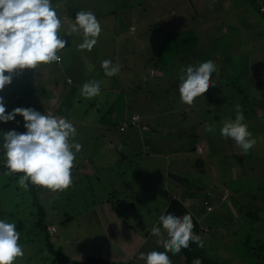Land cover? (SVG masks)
Returning <instances> with one entry per match:
<instances>
[{
  "label": "rangeland",
  "instance_id": "1",
  "mask_svg": "<svg viewBox=\"0 0 264 264\" xmlns=\"http://www.w3.org/2000/svg\"><path fill=\"white\" fill-rule=\"evenodd\" d=\"M200 1L202 0H198V2ZM258 1L261 2V0ZM52 2L59 17V14L64 10L69 12V7L72 6L75 7L77 12L81 10L92 11L102 28L98 42L91 51L78 49L77 45L82 42L83 37L77 38L76 34L64 36L65 40L68 42L71 40V42L67 46V57H62L63 65L69 59L73 60L75 64L82 66L81 69L85 73L84 78L102 82L101 92L104 94H100L94 99L95 105L102 97V100L105 99L107 106L113 102L114 95H116L114 93L123 91L124 94L116 98V107L123 106V100L127 105L125 109L126 119L137 112L140 115L141 122L148 124L150 128L153 127L156 133L152 132L149 136L153 139L150 147L156 148L157 146L165 154L160 152L156 155L153 154V149L147 148L148 146L145 144L147 132H142L137 125L129 128L126 133V139L129 142L119 140V136H115L113 133L104 132L105 138L102 148L95 147L94 140L87 135L89 134L93 138L96 137L95 129H98L95 126V118H97V113L95 111L93 116L88 112L91 108L85 109L86 103L80 95L82 85L73 87L75 89L73 90L75 91L74 94L70 93V87L63 83L55 85L59 86L56 88L50 86L51 84L44 87L42 85L40 88H43L46 93L41 94L39 92L36 95L32 90L37 83L41 84V81L37 79L32 85L33 76L30 74L35 73L36 69L25 70L22 74L15 75L12 83L0 92L6 114L17 107L33 108L42 114L51 112L53 115L58 116L66 111L70 115H75L74 120L70 118L71 122H75L74 126L77 129L74 142H78L83 146L82 150L76 154L75 167L72 169L73 184L66 190L53 192L31 184L25 190L17 184L20 177L10 187L4 188L2 185L5 178H0V198L5 201L6 211L14 213L23 220V223L19 226V230L20 228L24 229L20 230V236H29L32 240L24 249V253L30 254H26L29 261L23 264H47L51 258L48 248L43 247L42 241L39 240L41 239L40 231H37L31 225V212L35 213L37 209V206L30 201L33 195L36 196L38 204L45 210L44 222L46 224L53 223L59 228L55 234L56 236L52 238L53 247L60 249L71 260H84L83 247H88L87 244L89 243L98 252L103 250L104 254H108L113 251L112 256L117 258L115 261L119 259L118 261L122 263L144 264V261L138 260L141 252L164 250L155 240L158 237L146 235V232L148 230L151 232L153 226H156V210L163 207V204L169 200L165 192L161 190L168 180L170 183L168 171L166 170L169 168L171 172L175 171L176 175L186 171L189 179L194 184H201L200 186L204 190H208L212 186H220V176L224 170L220 165L222 161L214 157L211 158L208 172L204 176L200 178V175L196 173L195 164L193 163L194 158L204 157L208 154L207 145L205 143L206 146L201 145L202 139L197 143L196 151L189 154V158L184 154L183 156L179 154L176 156L173 152L182 144V141L187 143L191 140L184 136H176V133L181 132L179 127H191L193 124H198L204 113H200L199 110H196L197 108L189 109L186 104L180 101L179 92L176 94L174 91V87L179 85L181 68L196 64L197 62H194L196 57L183 54V59H177L174 56L163 54V51L167 48L166 44L168 46L169 43L173 44V41H171L173 36L176 37L179 45L190 46L191 39L189 37L193 32H190L191 29L200 27L199 40L193 42L195 46H200V53H202L200 62H202L204 52L207 50L210 52L217 44L209 42L212 37H220L223 46L230 44V49L233 50L231 56L235 62L243 57L240 60L241 65H243V72L241 71V73L254 81L250 91L252 97H264V69L261 68L262 71L260 72L255 71V60L259 57L262 62L264 56L256 55L255 58V55H245L248 49L247 45L244 46L243 44V41L248 42L243 39L244 37L255 36V29L247 24L246 19L247 16L255 18V4L243 0H218L217 3L220 9L217 8L216 12L219 17H212V20H208L198 15L195 22H190L192 21L190 17L193 14L191 12L195 11V7L191 8L189 4L191 2L196 3L197 0H66V4L63 5H61L62 2H57V0H52ZM231 9H234L233 14L230 13ZM109 19H116L118 24H110L112 20ZM261 19H263V16ZM198 22L201 23L198 24ZM114 27H118V30L113 29ZM178 27L179 34L176 32ZM67 28L68 25H63L62 35L67 31ZM228 33H232V37H235V39L239 38L237 42L235 39L233 40L234 48H231L232 40L231 35L227 38ZM227 48L229 49L228 46ZM172 53H176L175 48H173ZM104 59H111L113 64H119L121 66L120 72L112 77L105 76L101 68V61ZM158 61L164 62L166 66L171 61L166 72H162L155 67ZM52 66V64L41 65L38 68L45 67L49 71ZM97 68H100L101 71ZM148 71L151 75L155 74L157 76L154 78H152L153 76H147ZM79 72L81 71L79 70ZM46 74L48 76L51 73L49 71ZM213 81L217 84L215 77ZM255 81L261 82L262 87L255 85ZM136 85L140 87V90L132 92V88ZM209 93L215 95L216 91L210 90ZM163 96L167 99V106L166 102L165 104L162 102ZM205 102V96H199L194 101L199 106L204 105ZM214 105L213 103L212 106L215 107ZM169 107L172 108L166 109ZM58 110L60 113L57 112ZM232 111L233 109L227 108L224 110L223 115H232L230 114ZM159 112L160 114L164 113L160 116L162 118L158 117ZM175 112L179 113L180 117H175L173 115ZM204 118V123H207L209 119L206 116ZM209 118L212 120V116H209ZM173 119L184 121L179 126L174 124L176 122ZM245 121L248 130L257 141L250 151L256 155H262V152H264L262 123L264 120L262 118L258 120L249 110ZM7 123L14 126V130L18 133L26 131L22 116L17 115L13 121ZM11 125L3 126L2 129L5 128L3 133ZM199 130L200 136H203V127ZM83 137H85L86 142H79V139ZM115 137L117 138L115 139ZM154 140H156V143ZM157 140H159V143H157ZM0 144L3 145V138H0ZM0 153L4 155L3 147ZM230 153L236 152L233 150L229 151ZM230 170H234L233 166ZM144 180L148 181L145 189L140 187L139 184ZM171 185L178 186L174 182ZM178 187L181 191H185L184 186ZM16 188L19 192H23L21 197L16 192ZM250 188L251 184H245L244 187L241 186L233 194L230 191V196L232 195L239 201L246 199V202L252 207H263L264 199L246 193L247 189ZM224 191L225 196L228 195L229 191ZM124 196H126V201H124ZM117 198L122 201L119 203ZM192 199L190 201L184 199V203L187 205L193 204L195 207L201 205L202 195L198 194ZM123 203H126V208H122L121 204ZM115 206L121 216L116 213ZM20 207L21 210L16 212ZM68 215L74 217L72 221L70 220V222H66V225L60 226L59 223L66 219ZM16 216L14 222L17 220ZM138 223H141V225H137ZM217 236L221 238L220 232L217 233ZM109 237L114 241L112 244L108 242ZM212 237L213 235L208 236L207 241L213 244L216 241L212 240ZM139 242L145 243L144 248H138L139 250L134 251V248L139 247ZM153 243L156 244V247ZM119 247L122 250L133 251V253L121 257L117 253ZM171 255L172 253H169V257ZM91 256H93L91 258L95 257L94 259H96L97 255L93 254ZM108 261H112V259ZM16 263L19 264L18 260ZM240 263L241 261L238 260V264Z\"/></svg>",
  "mask_w": 264,
  "mask_h": 264
},
{
  "label": "trees",
  "instance_id": "2",
  "mask_svg": "<svg viewBox=\"0 0 264 264\" xmlns=\"http://www.w3.org/2000/svg\"><path fill=\"white\" fill-rule=\"evenodd\" d=\"M243 1H250L254 2L255 4V18L253 16L246 17L247 24L251 25L255 29V36L243 38L245 41H248H243L244 46L247 45L248 50L246 52L249 54L251 53L252 55V53H255V49H258L260 45H264V11L260 9L261 6L264 5V0H261V2H259L258 0ZM256 1H258L259 3ZM57 2H62L61 5L66 4V0H57ZM217 2L218 1L216 0H202L200 2H198L197 0L196 3L191 2L189 5L191 6V8L194 6L195 11L191 12L193 14L190 17V19L192 20L190 22H195V20L198 19V15H200V17L203 16L204 19L208 20H212V17H217L218 15L216 10L217 8L220 9V6ZM69 8V12L64 10L61 14H59L60 18L62 19L63 25L69 26L70 22L75 19V14L77 13V10L74 6ZM233 10L234 9H231V14H233ZM262 16L263 19H261ZM200 23L201 22H198V24ZM199 30L200 27L191 29L190 32H193L189 37L191 39L190 46L182 44L179 45L178 40L176 39V37L173 36V40L171 38L173 44L171 45V43H169V46L168 44H166L167 48L163 51V54L174 56V58L177 59H183V54H188L196 57L194 58L195 63L200 62V56L202 54L200 53V46H195L193 43L194 41L199 40ZM176 32L177 34L180 33L179 27L177 28ZM219 35L221 36V34ZM230 35L232 40L231 48H234L233 40L235 39V37H232V33H228L227 38L230 37ZM76 37L80 38L83 36L81 34H76ZM220 40V37H212L211 41L209 42H215L217 44L214 46L213 49H211L210 52L209 50L204 52V55L202 57V62L209 59L215 62L217 66V71L213 73L211 79L213 80V78L215 77L217 84H215V86H210L209 90L203 95H201L205 96L206 102L204 103V105L202 104L201 106H199L195 103H193L192 105H186L189 109L197 108L196 110H199L200 113H204L202 115V120L198 121V124H193L191 127H184V129L182 128L183 126H180L184 120L173 119V121L176 122L174 124H178L180 126L179 130L181 131L180 133H176V136H184L191 139L190 142L187 143H184L182 141V144L179 145L177 149L173 152H175L176 156H178L177 154H179L180 156H183L184 154L189 158V154L194 153L196 151V145L202 139L201 145H207L206 150H208V154H206L204 157L198 156L194 158L193 163L195 164L196 173L200 175V178L201 176H204V174L208 172L207 170L208 166L210 165L211 158L215 157L216 159L222 161L220 165L221 168H224L222 175L220 176L221 185L212 186L209 187L208 190H204L200 186L201 184H194L193 181L189 179V175L186 171L182 172L180 175H176L174 173L175 171L171 172L169 168L166 170L168 171V179H170V183L168 180L163 185L161 190L165 192L169 200H167L163 204V207H160L156 210V225H158V218L162 214L172 213L177 216H183L184 214L191 212L194 223L193 232L197 235H200L202 240L204 241L203 248L198 247L196 243L190 242L189 248L182 249L181 253L178 255L172 254L169 257L172 260V264H192V261L195 258H199L202 261V264H238V260L241 261L240 264H264V206L252 207L246 202V199L239 201L235 199L232 195L230 196V191L233 194L237 192L241 186L244 187L245 184H251V188L247 189L246 193H250L254 197L258 196L261 199H264V152H262V155H256L249 150V152L245 155L242 153L241 149L235 144L233 140L225 139L220 135V128L222 127V122L224 120H228L229 118L233 120L235 119L237 105L240 106V109L243 112L245 118L250 110L251 114L253 113L258 120H260V118L264 120V99H262V97H252L250 91L252 90L251 87L254 85V81L242 75L238 68L239 66L237 62H235V60H233V57L231 56L233 54V50L230 49V44H226L225 46H223ZM237 40H239V38L235 39L236 42ZM253 40H256L254 44ZM70 42L66 44V49L60 50L59 54L61 55V57H67V46L70 44ZM227 46L229 47V49L227 48ZM173 48L176 49V53H172ZM168 63L170 64L171 61ZM51 64L53 66L51 70H49L51 74H49L48 76L46 73H49V71L45 69V67H40L35 71V73H30L33 76L31 83L32 85L37 79L41 81V84L37 83L35 88H33L32 90L33 92H35L36 95H38L39 92H41V94L46 93L43 88H40L42 85L44 87L51 84L50 86L56 88L59 86L55 85L60 83L68 85L71 89L70 93L74 94V86H79L89 81L88 78H84L85 73L81 69L82 66L80 64H75L73 60L69 59L68 62L66 61L64 65L62 61L61 63L53 62ZM169 64L166 66L164 62L158 61L155 67L161 70L162 72H166ZM78 69L81 72H79ZM97 69L101 71L100 68ZM223 71L225 72L221 73ZM43 73H45L46 75ZM147 76H153L152 78H154L157 75H151L148 71ZM255 85L260 87L261 82L255 81ZM139 90L140 87L138 85L132 88V92ZM210 90L216 91V94L214 95L212 93L211 95L209 93ZM174 91L177 94V85L174 87ZM101 94L104 93L101 92ZM114 94L116 95H114L113 102L108 104L107 106L105 104V99L103 98L102 100V97L101 100L97 101V104L95 105L94 99L99 95L91 99H86L82 97V100H84L86 103L85 109L91 108V110L88 112H90L93 116L95 111L97 113V118H95V126H97L98 129H95V134L97 133L95 135L96 137L93 138L89 136V134L87 135L89 138L94 140L95 147L99 146L100 148H102L103 140L105 138L104 132L113 133L115 136H119V140L129 142L126 139V133L128 132L129 128H132L133 126L137 125L142 132H147V138L145 141V144L148 146L147 148H150L151 150L153 149V154H158L160 152L165 154L163 150L157 146L156 148L150 147V145H152L153 139L149 136L152 132L156 131L153 127L150 128L148 124L141 122L140 115L137 112L136 114L133 113L129 119H126L125 109L127 105L123 102V100V106H121L120 108L116 107V98L124 94L123 91L116 92ZM162 102L163 104H165V102L167 103V99L164 96ZM213 103L215 104V107L212 106ZM167 105L168 103L166 104V106ZM171 108L172 107L166 109ZM227 108L233 109L232 113H230L232 115H223L224 110ZM204 109L206 110L204 111ZM57 112H59V110ZM134 115H137V120L132 122V117ZM157 115L158 117H160L164 115V113L160 114L159 112V114ZM173 115L175 117H180L179 113L177 112H175ZM61 116L67 118L68 120H70V118H73L74 120L75 118V115H70L66 111L61 114ZM204 116L209 119L207 124L213 125L214 131H205L204 125L206 123H204ZM209 116H212V120H210ZM72 123L75 124L74 121ZM244 123H246L245 119ZM166 127L170 128L169 126ZM201 127H203L204 129V132L201 131L203 132V136H200L201 133L199 128ZM262 129L264 130V121L262 123ZM116 138L117 137H115V139ZM84 139L85 137L79 139V142L83 141V143H85L86 141ZM154 142L156 143V140H154ZM157 143H159V140H157ZM233 150H235L236 153L229 154V151ZM217 153L219 154L217 155ZM93 155L95 156L96 154ZM87 157L90 158L89 155H87ZM4 163L0 161V178H5L2 187L7 188L10 187L11 184H14V181L20 177V174H6L8 170L4 167ZM231 166H233L234 170H230ZM173 182L176 183V185L178 186H184L185 191H181L178 186H172L171 184H173ZM139 184L140 187L145 189L147 187L148 181L144 180L142 183ZM15 190L17 193H19V197H21V194L23 192H19L18 188H16ZM224 190L229 191L228 195L225 196ZM197 193L202 195L200 206L198 205V207H195L193 204L187 205L184 203V199H187L189 201L190 199L193 200L192 198H195L196 195H198ZM125 197L126 196H124V201H126ZM117 199L119 203L122 201L119 198ZM30 201H32L33 205L37 206L35 213L31 212V225L32 227L36 228L37 231H40L41 239L39 240L40 242L42 241V246L47 247L51 254L50 262H48L47 264H92L94 262L95 264H98L100 262L98 258H91L93 256H88L81 261H76L73 259L71 260L70 257L66 254H63L60 249L53 247L52 238L56 236L55 234L59 228H57L55 234H50L48 232L49 225H52L54 227H57V225L53 223L46 224L44 222L46 213L43 207L38 204L36 196H31ZM4 202L5 201L0 198V219H7L9 222H14V217L16 215L14 213H11L10 211H6ZM121 205L122 208L127 207L126 203H123ZM115 209L117 210L116 206ZM19 210H21V207L17 209L16 212H18ZM116 213L121 216L118 210ZM16 218V230L20 232V230H24L23 228H20L19 230V226L21 223H23V220H21L17 216ZM73 218V216L68 215L66 219L59 223L60 226L66 225V222H70V220L72 221ZM137 225H141V223H138ZM141 229L144 230L143 228ZM219 232L221 234V238L217 236V233ZM146 235H151V232L148 230L146 232ZM210 235H213L211 239L216 241L213 244L207 241V239H209L207 237ZM31 241L32 240L31 238H29V236L22 235L20 236L19 243L21 245H25L23 246V248L25 249L28 243ZM153 244L156 247V244ZM26 254L30 255L29 253L25 252L24 257L18 259L19 264H23L26 263V261H29Z\"/></svg>",
  "mask_w": 264,
  "mask_h": 264
},
{
  "label": "clouds",
  "instance_id": "3",
  "mask_svg": "<svg viewBox=\"0 0 264 264\" xmlns=\"http://www.w3.org/2000/svg\"><path fill=\"white\" fill-rule=\"evenodd\" d=\"M62 29V19L52 0H0V91L12 83L15 75L25 70H37L39 66L53 62L61 63L59 52L66 49L68 43L64 36L81 34L83 40L77 45L78 49L91 51L102 31L99 20L90 10L78 11L63 35ZM101 68L107 77L115 76L121 70V66L113 64L111 59L101 61ZM216 71L217 66L211 59L181 68L178 85L180 101L192 105L210 86H215L211 77ZM101 83L94 79L83 83L80 95L86 99L100 95ZM17 115L23 117L26 131L18 133L10 130L2 134L6 174H20L17 184L25 190L29 184L53 192L71 187L76 154L83 147L74 142L77 135L74 124L65 117L51 112L42 114L33 108L17 107L6 114L3 98L0 97V122L13 121ZM244 119L237 105L235 119L222 122L220 135L233 140L246 155L257 141ZM204 128L207 132L214 131L211 124L206 123ZM193 229L191 212L183 216L172 213L160 215L158 225L151 229V235L158 237L157 244L164 250L141 252L138 259L144 264H172L169 253L180 254L182 249L189 248L190 242L203 248L204 241ZM19 240L16 223L0 219V264H16L24 257V248ZM192 264H202V261L195 258Z\"/></svg>",
  "mask_w": 264,
  "mask_h": 264
},
{
  "label": "crops",
  "instance_id": "4",
  "mask_svg": "<svg viewBox=\"0 0 264 264\" xmlns=\"http://www.w3.org/2000/svg\"><path fill=\"white\" fill-rule=\"evenodd\" d=\"M218 1V0H217ZM109 20H112V22L110 23V24H113V25H115V24H118L117 23V21H116V19H109ZM132 22V21H131ZM130 23V22H129ZM113 29H117L118 30V27H114ZM135 31H136V28H135ZM118 32H120V31H118ZM226 33V32H225ZM256 41V40H255ZM255 53H252V55H255V58H256V55H259V56H264V45H260V47H258V49H255V51H254ZM246 54H249V53H245V55ZM251 54V53H250ZM242 57V56H241ZM243 59V57L240 59V60H242ZM240 60H238L237 61V64H238V68H239V70H240V72L242 71V69H243V65H241V63H240ZM264 69V58H263V60H262V62H261V59L258 57L256 60H255V71L256 72H260V71H262V69ZM261 87H262V84H261ZM262 99H264V97H262ZM6 125H11L10 123H4V122H0V135L3 133V131L5 130V128L4 129H2L3 128V126H6ZM15 128H14V126H12L11 125V127H9L6 131H5V133L6 132H8V131H10V130H14ZM0 138H2V135L0 136ZM1 148H2V146H1V144H0V151H1ZM0 161L1 162H5L4 161V155L3 154H1L0 153ZM108 242H111L110 244H112L114 241H113V239L111 238V237H109V239H108ZM145 242V241H144ZM140 243V245H139V247H136V248H134V251H136V250H139V249H141V248H144V246H145V243ZM88 245V247H86V246H84L83 247V249H84V255H85V257H90L91 255H93V254H96L97 256H96V258H98L99 259V263L98 264H127V263H122L121 261H118V260H116L115 261V259H117V258H114L112 255H113V251H111L110 253H108V254H104V252H103V250H100L99 252L96 250V248H94L92 245H90L89 243L87 244ZM113 246V245H112ZM139 248V249H138ZM121 257L122 256H124V255H127V254H131V253H133V251H128V250H125V249H120V247H119V250H118V252H117ZM68 256V255H67ZM85 257H84V259H85ZM109 259H112V261H108ZM92 264H95V262L94 263H92Z\"/></svg>",
  "mask_w": 264,
  "mask_h": 264
},
{
  "label": "built area",
  "instance_id": "5",
  "mask_svg": "<svg viewBox=\"0 0 264 264\" xmlns=\"http://www.w3.org/2000/svg\"><path fill=\"white\" fill-rule=\"evenodd\" d=\"M260 9H261L262 11H264V7L261 6ZM132 120H133L132 122H134L135 120H137V115H136V116L134 115V116L132 117ZM57 228H58V227H54V226H51V227H50V226H49V227H48V232H49L50 234H55Z\"/></svg>",
  "mask_w": 264,
  "mask_h": 264
}]
</instances>
